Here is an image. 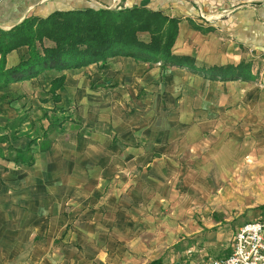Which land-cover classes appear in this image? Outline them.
<instances>
[{
  "label": "crops",
  "instance_id": "crops-1",
  "mask_svg": "<svg viewBox=\"0 0 264 264\" xmlns=\"http://www.w3.org/2000/svg\"><path fill=\"white\" fill-rule=\"evenodd\" d=\"M211 1L127 4L181 20L176 55L192 56L200 67L250 61L255 79H209L187 67L118 55L0 89V135L6 136L0 143V264H25L27 257L33 264H58L59 256L78 261L87 253L97 254L101 264H208L231 253L246 222L204 217L201 224L204 218H195L191 205L197 195L182 192L178 183L209 172L212 161L185 154L211 149L220 126L210 118L220 116L226 102L241 100L231 87L264 83V5L237 13L238 23L228 25L211 22L208 16L218 12L209 8ZM4 3L1 28L30 15L8 24L13 14ZM26 52V46L9 52L7 65L18 64ZM63 74L65 87L54 102L51 81ZM222 89L231 96L219 95ZM56 112L67 121L44 135ZM34 139L31 163L5 158L10 144L24 149ZM255 220L264 221V211Z\"/></svg>",
  "mask_w": 264,
  "mask_h": 264
},
{
  "label": "trees",
  "instance_id": "trees-1",
  "mask_svg": "<svg viewBox=\"0 0 264 264\" xmlns=\"http://www.w3.org/2000/svg\"><path fill=\"white\" fill-rule=\"evenodd\" d=\"M180 21L144 4L115 8L88 6L58 9L48 15H28L11 28L0 27V89H6L12 82L36 78L48 70L82 68L118 55L145 62H161L164 66L187 67L209 79L256 78L250 61L200 67L194 57L176 55L172 47L178 37ZM194 26L202 28L198 24ZM139 33H148L149 40L142 39ZM21 46H27L25 56L18 64L8 66L7 54ZM65 81V74L51 81L48 93L54 102L60 100L58 91L65 87ZM67 119L63 117V120L51 122L44 135L48 136L52 128H61ZM5 141L6 136L0 135V143ZM36 141L32 140L24 149L10 144L5 158L31 163L33 156L29 153ZM47 145L45 148H48Z\"/></svg>",
  "mask_w": 264,
  "mask_h": 264
},
{
  "label": "rangeland",
  "instance_id": "rangeland-1",
  "mask_svg": "<svg viewBox=\"0 0 264 264\" xmlns=\"http://www.w3.org/2000/svg\"><path fill=\"white\" fill-rule=\"evenodd\" d=\"M4 1L6 11L13 14L6 19L8 24L22 15H32L36 11L41 13L56 7L66 9L128 6L127 0H0V3ZM213 1L217 0H212L209 8H216L218 12L208 16L211 22H228V25L229 22L238 23L239 14L249 13L250 9L254 11L252 7L257 8L260 3L264 5V0H218L222 6L217 8L218 5L213 4ZM139 36L144 40L150 38L148 33H139ZM250 53H253L252 50ZM230 90L238 91L241 100L239 103L226 102L221 106V115L210 118L211 122L216 120L220 126L219 134L211 137V149L208 146L206 149L201 147L198 155L194 156L189 149L185 154L188 158L212 161L213 164L207 166L209 172L205 177L182 179L178 187L184 193L189 191L197 195L191 204L195 218H233V222L240 219L247 223L255 220L264 211L260 209V206H264V83L259 79L245 87L235 86ZM220 93L223 96L230 91L222 89L218 92L219 95ZM229 96L231 95L224 98ZM217 104H220V99ZM58 114L59 112L51 114L47 119L50 123L61 119L57 117ZM205 218L198 222L202 224ZM71 227L74 229V226ZM191 241H188L189 245H192ZM96 255L87 253L78 261H75L76 255L66 256L65 258H70L69 263L65 262L64 256H59L56 261L58 264H101ZM25 264H33V260L27 257Z\"/></svg>",
  "mask_w": 264,
  "mask_h": 264
},
{
  "label": "built area",
  "instance_id": "built-area-1",
  "mask_svg": "<svg viewBox=\"0 0 264 264\" xmlns=\"http://www.w3.org/2000/svg\"><path fill=\"white\" fill-rule=\"evenodd\" d=\"M232 242L230 254L208 264H264V221L242 224Z\"/></svg>",
  "mask_w": 264,
  "mask_h": 264
}]
</instances>
